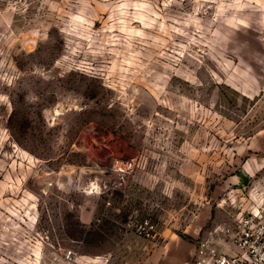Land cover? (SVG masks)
Returning a JSON list of instances; mask_svg holds the SVG:
<instances>
[{"label":"rangeland","instance_id":"rangeland-1","mask_svg":"<svg viewBox=\"0 0 264 264\" xmlns=\"http://www.w3.org/2000/svg\"><path fill=\"white\" fill-rule=\"evenodd\" d=\"M261 40L264 0H0V264L233 242V216L264 208Z\"/></svg>","mask_w":264,"mask_h":264},{"label":"built area","instance_id":"built-area-1","mask_svg":"<svg viewBox=\"0 0 264 264\" xmlns=\"http://www.w3.org/2000/svg\"><path fill=\"white\" fill-rule=\"evenodd\" d=\"M135 159L115 162V172L124 174L134 170ZM227 232L237 246L235 253L221 251L210 239H201L191 264H264V208L250 206L238 215ZM139 235L151 238L157 233L156 225L144 219L136 226ZM72 258V251L66 253Z\"/></svg>","mask_w":264,"mask_h":264},{"label":"crops","instance_id":"crops-1","mask_svg":"<svg viewBox=\"0 0 264 264\" xmlns=\"http://www.w3.org/2000/svg\"><path fill=\"white\" fill-rule=\"evenodd\" d=\"M262 44L264 46V40H261ZM263 56H264V49H263ZM249 207V206H247ZM246 207V208H247ZM231 209V208H230ZM244 209V208H243ZM212 218V206L210 204H204L202 207H200V210H198L195 214H193V216H190V218L188 219V222L185 224V230L184 232L191 235L192 237H196L197 235H199L204 227V225ZM177 223V222H176ZM217 227H215L213 230L211 229L210 232H208V235H212V234H221L219 233L218 230L216 229ZM168 230H172V228L166 227L164 228L163 232H166ZM224 235V234H223ZM202 239H210L209 236H205ZM221 251L227 252V253H235L237 251V246L230 241H226V239H215L212 240L210 239ZM174 247H170V246H164V247H160L157 248L154 251V254H160V260L162 258H164V262L173 259L174 257ZM178 250V249H177ZM151 254L153 255V252H151ZM145 256V262L150 261L153 259V256ZM164 255V257H163ZM190 259L189 257H178L177 258V263L178 264H191V262H188Z\"/></svg>","mask_w":264,"mask_h":264},{"label":"bare ground","instance_id":"bare-ground-1","mask_svg":"<svg viewBox=\"0 0 264 264\" xmlns=\"http://www.w3.org/2000/svg\"><path fill=\"white\" fill-rule=\"evenodd\" d=\"M73 182V181H72Z\"/></svg>","mask_w":264,"mask_h":264}]
</instances>
